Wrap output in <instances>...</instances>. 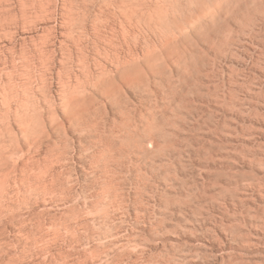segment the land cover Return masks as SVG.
<instances>
[{
	"label": "rangeland",
	"instance_id": "obj_1",
	"mask_svg": "<svg viewBox=\"0 0 264 264\" xmlns=\"http://www.w3.org/2000/svg\"><path fill=\"white\" fill-rule=\"evenodd\" d=\"M0 264H264V0H0Z\"/></svg>",
	"mask_w": 264,
	"mask_h": 264
},
{
	"label": "bare ground",
	"instance_id": "obj_2",
	"mask_svg": "<svg viewBox=\"0 0 264 264\" xmlns=\"http://www.w3.org/2000/svg\"><path fill=\"white\" fill-rule=\"evenodd\" d=\"M120 78H122V77H120ZM125 78V77H124Z\"/></svg>",
	"mask_w": 264,
	"mask_h": 264
}]
</instances>
